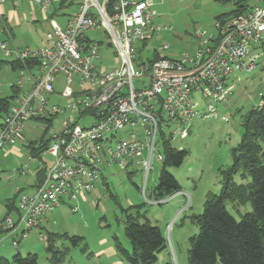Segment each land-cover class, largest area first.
Instances as JSON below:
<instances>
[{
	"label": "built area",
	"instance_id": "2783aa9c",
	"mask_svg": "<svg viewBox=\"0 0 264 264\" xmlns=\"http://www.w3.org/2000/svg\"><path fill=\"white\" fill-rule=\"evenodd\" d=\"M9 1L24 0H0V25ZM33 1L44 13L52 5ZM219 1L245 11L216 23V34L197 32L196 51L177 60L138 58L140 44L172 29L158 23L153 0H82L64 25L51 20L47 45L16 50L0 41L2 55L24 65L15 72L17 95L0 124V150L17 145L27 124L38 121L53 158L41 183L30 193L19 191L18 219L7 216L1 225L14 247L65 200H85L104 182V168L142 165L145 195L154 161L163 162L162 132L184 140L192 119L218 116L215 104L235 90L232 76L253 71L259 57L254 51L264 44V0ZM108 52L114 64L104 66ZM196 95L212 103L200 110Z\"/></svg>",
	"mask_w": 264,
	"mask_h": 264
},
{
	"label": "rangeland",
	"instance_id": "374dc122",
	"mask_svg": "<svg viewBox=\"0 0 264 264\" xmlns=\"http://www.w3.org/2000/svg\"><path fill=\"white\" fill-rule=\"evenodd\" d=\"M82 0H68L64 7L56 2L48 11L49 22L51 19L63 23L64 19L72 16L76 11V4ZM12 3L13 1H9ZM73 2L74 5H71ZM153 11L157 14L158 23L172 28L156 35L147 45L140 44L138 58L153 59L155 52L162 57L177 60L183 53H193L198 47L197 32L216 34L215 24L222 19L230 17L235 5L231 2L219 0H153ZM19 7L20 2H16ZM8 7V6H7ZM22 14L21 8L17 11ZM39 22H31L30 19L23 22V30L16 29L17 44L22 47L47 45V33L49 25L43 21L42 15H36ZM65 17V18H64ZM31 18V17H30ZM168 45L169 50L162 47ZM258 54L256 68L251 72H236L234 92L223 102L215 104L218 116L214 118H194L188 125L189 136L181 140L176 136L173 146L179 150H187L188 156L180 167H173L169 172L177 179L181 186V192L162 201L155 202L150 198L152 189L156 186L162 162L155 160L153 170L147 181V192L143 195L145 181V168L140 165H132L127 169H121L114 165L104 168V182L96 187V190L88 195L85 201L79 199L74 205L79 206L78 212H73L70 202L65 200L51 215V229L43 231V238L37 230H32L27 238L21 240L18 248L13 246V237L8 233H0V260L12 262L20 253L23 257L29 254L38 256L39 264H51L49 254L46 251L48 236L52 232L59 235L68 234L71 237L78 236L83 240L78 247H73L71 241L58 240L59 248H69V251L61 264H110L103 257L98 256L102 249L101 241L107 239L113 242L114 236L130 247V242L125 235L124 214L122 209L132 208L133 212L140 211L143 215L141 222L148 220L158 226L167 239L168 248L166 255L170 264H188L189 239L199 233L198 226L192 221L194 215H200L204 210V203L209 194L220 195L224 186V173L233 165V151L238 147L243 136L244 116L253 108L260 106L262 94L264 95V44L254 51ZM0 98L12 95V86L16 84L17 75L7 64L11 58H5L0 52ZM104 66L114 64L112 53L104 55L101 63ZM142 82L135 81L139 87ZM63 87H57L61 91ZM194 100L200 103L199 109L205 110V105L212 101H203L200 95ZM56 103L63 101L54 99ZM215 103V102H213ZM62 118V117H61ZM60 118V119H61ZM225 118V119H223ZM84 121L83 124H88ZM26 126V140L16 146L22 154V158L12 155L10 158L0 161V222L7 216L18 219L16 209H9V201L15 200L18 206L19 197L16 186H21L24 192L30 193L36 181L38 167L50 168L53 158L46 153L42 160L31 155V142L39 148L42 136L47 141L43 125L38 121L29 122ZM33 126L36 129L34 130ZM176 127L165 128V132H173ZM120 138H125L120 135ZM157 155V152H156ZM147 154H144L146 157ZM23 169V172H22ZM30 170V172H29ZM131 174V177L128 175ZM22 180V183H20ZM236 184H247L251 179L242 180L239 175L234 177ZM229 212L236 220L251 213L253 208L250 203L238 207L233 203H227ZM21 232V231H20ZM64 244V245H63ZM129 252H132V248Z\"/></svg>",
	"mask_w": 264,
	"mask_h": 264
},
{
	"label": "trees",
	"instance_id": "16d2710c",
	"mask_svg": "<svg viewBox=\"0 0 264 264\" xmlns=\"http://www.w3.org/2000/svg\"><path fill=\"white\" fill-rule=\"evenodd\" d=\"M66 1V0H64ZM235 10L231 17L245 11L240 4L234 3ZM162 58L157 52L152 60ZM2 62V61H0ZM4 63V62H3ZM12 71L24 67L21 62H7ZM17 90L12 86V95L0 98V124L9 111ZM259 107L250 110L243 119V136L240 144L233 151L234 163L224 173V186L220 195L209 194L204 203L203 213L194 215L192 221L198 226L199 233L189 239L190 249L188 264H264V95ZM163 162L158 182L150 193L148 200L162 202L179 192L181 186L169 172L170 168L180 167L188 156L187 150H179L173 146V139L161 135ZM32 145L31 152L39 156L46 151L44 143L37 149ZM38 153V154H36ZM131 177V174H128ZM242 180L251 179L247 184H236L234 177ZM45 171L37 173V184L42 182ZM227 203L238 207L247 203L252 205V212L236 220L227 208ZM8 208L16 209L15 200L9 201ZM17 211V209H16ZM124 214L125 235L130 242L129 252L117 236L114 245L120 258L128 264H156L159 255L168 248L167 239L158 226L148 220L141 222L143 215L138 210L122 209ZM71 241L78 247L83 240L78 236L58 235L50 233L46 251L51 264H61L69 249L57 246L58 240ZM0 264H39L38 256L29 254L23 257L18 253L8 262L0 260Z\"/></svg>",
	"mask_w": 264,
	"mask_h": 264
},
{
	"label": "crops",
	"instance_id": "0c3cea01",
	"mask_svg": "<svg viewBox=\"0 0 264 264\" xmlns=\"http://www.w3.org/2000/svg\"><path fill=\"white\" fill-rule=\"evenodd\" d=\"M67 1L68 0H66V1H64V0H52V5L51 6H53L56 2H60V7H64L66 5ZM19 2L21 4V5H19V7L17 6L16 1H14L12 3H10V2L6 3L1 8L2 22H1V25H0V41L7 43L10 48L16 49V50L17 49L21 50V49H25L27 47H30V46L22 47L23 46L22 44H17L16 29H19L20 31H22L23 30L22 27H23V22L24 21H27V19H30L31 22L37 23V22H39V18L36 15L37 14H41L45 24L47 23L49 25L50 29H52L51 20H54V19H51L50 22H49L48 13H44L43 11L39 10V8L35 5L33 0H24V1H19ZM79 4L80 3L76 4V11L74 12V14L77 12ZM71 5H74L73 2L71 3ZM19 8L22 9V11H23L22 14H18L17 11L19 10ZM66 20H67V18L64 19L63 23H59L56 20H54V22H56L57 24H60V25H64ZM37 47H40V46H37ZM30 123H32V121ZM33 129L35 131L38 130V129L35 128V126H33ZM25 140H26V132H25V135H24L23 139L20 142L25 141ZM40 142H41V144L44 143L46 145L47 141L45 140L44 136L41 137ZM31 145H34L33 141L31 142ZM33 147H35V146H33ZM35 148H37V147H35ZM43 153L41 155H39V156H34V155H32V152H31L32 157H30L29 159L32 160L33 158H37V159L42 160ZM36 154H38V153H36ZM12 155L17 156L18 158H20V157L22 158V156H23L22 154H20V150L15 145L13 147H8L5 150H0V161H1V159L10 158ZM45 167H44V171H45ZM42 169H43L42 167H38L37 170H36V181H35V184L31 187L32 190L36 187V184H37V173L39 171H41ZM22 172H23V169H22ZM29 172H30V170H29ZM20 183H22V180H21ZM15 189H16L17 195H18L19 191H24L25 190L21 186H16ZM92 193H90V194H92ZM87 197H86V199H87ZM85 200H83V201H85ZM73 203L74 202H72V203L70 202V205H69L70 208L73 205ZM53 213H54V211L52 213H50L49 215H47L45 217V219H43V222L41 223L40 228L37 230L42 238H43V233L42 232L44 230L45 231H49L48 228L51 229L52 228L51 225H54V223L53 224L50 223L51 215ZM2 223H3V220L0 222V228H1ZM2 232L3 231L0 229V233H2ZM31 232L32 231H30L28 234H30ZM52 233L53 234H58L57 232H52ZM8 237H9V235H8ZM11 237H13V236H11ZM13 239H14V237H13ZM61 240H63V239H61ZM64 241H65V239H64ZM101 246H102V249L98 252V256L99 257L105 258L107 260V262H109L110 264H128V263L124 262L120 258L119 253H118V251H117V249H116V247L114 245V240H113V242H110L107 239H103L101 241ZM64 249H69V248H67V246H66ZM126 249L128 251H130L131 250V245H130V247H128ZM168 258L169 257H168V255H166V251H165V252H163V253H161L159 255V258H158V261H157L156 264H170L169 261H168Z\"/></svg>",
	"mask_w": 264,
	"mask_h": 264
}]
</instances>
